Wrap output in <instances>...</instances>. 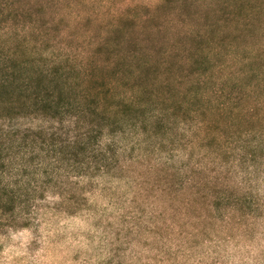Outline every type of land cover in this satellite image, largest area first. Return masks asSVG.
Listing matches in <instances>:
<instances>
[{"label":"rangeland","instance_id":"374dc122","mask_svg":"<svg viewBox=\"0 0 264 264\" xmlns=\"http://www.w3.org/2000/svg\"><path fill=\"white\" fill-rule=\"evenodd\" d=\"M15 65L167 111L103 137L109 172L43 153L54 178L27 228L0 231V264H264V0H0V71ZM0 115V137L86 130Z\"/></svg>","mask_w":264,"mask_h":264},{"label":"trees","instance_id":"16d2710c","mask_svg":"<svg viewBox=\"0 0 264 264\" xmlns=\"http://www.w3.org/2000/svg\"><path fill=\"white\" fill-rule=\"evenodd\" d=\"M80 85L68 83L66 75L59 69L26 70L15 65L0 71V110L9 113L18 110L23 115H42L51 119L75 116L83 123L85 131L66 144L59 145L49 139L44 131H28L9 137H0V231L27 228L43 198L42 190L54 178V172H41L43 153H53L54 161H68L80 170L109 172L114 164L115 149L103 144V137L123 133L131 125L148 124L151 119L167 111L135 95L126 96L113 103L105 104L100 94L89 96L81 93ZM114 88L109 86L104 93L107 99ZM162 104H165L162 99ZM20 115V114H19ZM3 115H0V118ZM88 118L90 122H88ZM83 119L86 121L84 122ZM11 133V132H10ZM51 141V142H50ZM59 149V150H58ZM25 151L19 168L13 164L16 151ZM45 156V155H44ZM11 176L14 181L11 182Z\"/></svg>","mask_w":264,"mask_h":264}]
</instances>
